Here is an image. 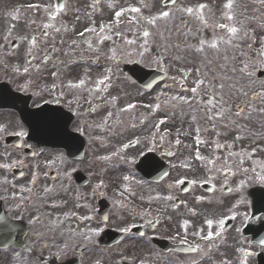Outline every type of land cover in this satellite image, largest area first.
Here are the masks:
<instances>
[{
  "label": "flooded vegetation",
  "instance_id": "af4514ba",
  "mask_svg": "<svg viewBox=\"0 0 264 264\" xmlns=\"http://www.w3.org/2000/svg\"><path fill=\"white\" fill-rule=\"evenodd\" d=\"M38 1L31 2L33 18L29 17V24L22 21L17 38H8V33L0 37V198L12 215L18 212L28 222V238L35 248L44 250L45 243L40 245L38 239H63L62 247L67 248H57L54 254L60 255L59 260L78 258L81 264H257L255 256L264 253L263 245L250 244L241 228L233 230L234 220L231 227L226 220L217 223L214 218L209 225L183 203L170 207L169 199L179 196L182 202L191 203L211 195L223 207L230 202L224 199L226 195L237 204L249 203L242 192L256 187L259 203L264 201V181L258 179L264 176V75L256 77L259 70L264 74V48L243 56L241 45H236L224 58L225 64L221 60L222 69L214 74H226V86L215 89L217 95L212 98L225 102L222 114L217 115L218 107L207 103L210 91L197 95L203 105V124L209 126L212 142L219 140L218 145L204 150L208 159L202 176L188 168L190 183L184 193H176L175 184L169 182L158 183L164 189L137 186L133 164L144 152H152L166 166L179 160L170 156L167 141L146 135L151 125L147 120L134 130L135 144L121 151V137L116 136V86L105 88L103 83L97 88L101 75L116 82V41L113 57L108 56L105 63H99L105 55L99 43L59 49L56 18L68 8L58 12L55 0ZM46 24L51 27L45 28ZM260 33L264 40V25ZM82 47L88 54L76 61L80 65L74 69V53L79 55ZM74 77L83 80V85L76 86ZM164 98L167 104L168 97ZM177 98L197 102L194 96ZM53 107H60L61 115L72 114L69 128L78 135L66 134V119L56 130ZM240 108L243 115L237 116ZM40 110L42 113H33ZM24 116H33L39 128L53 125L52 133L64 142L63 148L38 146ZM193 144L201 150V141ZM116 164L123 165L128 174L121 177ZM201 182L209 185L211 194L202 190ZM116 191L133 200L116 199ZM103 199L108 203L106 217L104 211L99 213ZM169 212L179 213L178 238L169 232ZM106 230L125 233V237L110 247H100L97 238ZM209 234L214 240L205 239L190 253L163 251L154 240L176 244Z\"/></svg>",
  "mask_w": 264,
  "mask_h": 264
},
{
  "label": "rangeland",
  "instance_id": "374dc122",
  "mask_svg": "<svg viewBox=\"0 0 264 264\" xmlns=\"http://www.w3.org/2000/svg\"><path fill=\"white\" fill-rule=\"evenodd\" d=\"M33 0H0V37H4V33H8V38H11L12 36L18 35L19 31L21 30L20 24L22 23L23 20H25L24 24H27L29 22V17L33 18V15H30V12H28L27 7H30L29 5H32L31 2ZM38 1V0H37ZM76 0H67V8H69L68 15L72 16L74 19L78 17L77 14H72L74 12L70 10V8H74L76 3ZM112 0H107L108 2H111ZM145 1V4L147 9H162L161 7V1L162 0H143ZM228 0H178V3L176 4L174 10L178 9L179 7H183L185 10L187 9H192L194 12L196 9H199L202 11L203 16L199 20V27L203 31L204 30V24L209 18H213L211 23L209 22V25H207V33H205L204 37L198 36L195 38L193 42H191V46H197L198 43H201L202 41L210 42L211 38L213 37H218L221 33H217L216 28L217 25L222 24L225 25L228 22L227 18V12L224 14V5L226 4ZM125 2V3H124ZM139 2H142V0H124V1H118L116 0V11L121 10L123 12L122 16L119 18H116V20H109L114 15L115 9L108 8V11L110 12V15L104 16V22L109 23V22H115L116 21V32L114 31V28L110 30L111 34L113 33L114 35L116 34V58H119L120 60L124 62H131V61H140L141 63H145L149 66L152 65H158V67H162L163 64L161 61L155 62L158 57L151 53L152 51L156 52L157 48L161 47V43H158L155 49L148 47L145 42H142L141 40L136 41V37L132 35L133 31H138V34H143V32L146 30V26H143V24H140V17L143 18V16L146 17L147 13L144 14V11L142 8L136 13L137 15H128L131 14L129 13V7H132L133 4H138ZM38 3H41L39 0ZM43 3V1H42ZM118 3V4H117ZM203 5L204 7L201 8L200 6ZM42 5H40V8ZM33 8V6H32ZM183 8L181 11H183ZM125 10V12H124ZM67 11V12H68ZM22 12V13H21ZM108 12V13H109ZM75 13V12H74ZM198 13V12H196ZM129 18L135 19L136 23H134L131 20H128ZM81 22H79L78 26L76 27L77 30L81 29L84 27L85 24V17L80 16ZM253 20H256L255 17H253ZM35 21V20H34ZM183 22V21H182ZM61 21L59 22V24ZM29 24V23H28ZM105 25V24H104ZM188 25V24H187ZM199 27L196 28V25L192 26L193 30L199 29ZM160 29V28H157ZM227 28L223 31L225 32ZM149 32V31H148ZM161 32V30H160ZM108 31L105 32L107 34ZM121 34L120 38H118V34ZM151 33V31H150ZM152 33L159 34V32L155 31ZM151 33V34H152ZM197 33V32H196ZM203 33V32H201ZM198 34V33H197ZM218 34V35H217ZM161 35V33H160ZM203 35V34H202ZM95 35H92V37ZM163 38H167L168 40L172 38H178L181 37L180 34L177 35H170L168 36V33L162 34ZM98 36H95L93 38H97ZM143 37V36H142ZM149 40V39H148ZM149 42V41H148ZM173 43H178L174 41ZM147 46V47H146ZM172 67L175 68L176 71H179V67L173 62ZM183 71L180 72V74H188L191 72L192 67H187L184 66L182 68ZM173 72L170 74H178L177 72ZM193 73V71H192ZM179 74V75H180ZM175 76V75H174ZM177 76V75H176ZM117 77V76H116ZM116 80H119L117 78ZM131 87L129 83H123L120 85L117 89V94H118V101L120 105L122 104H129L130 103V91ZM146 99V98H145ZM126 123H130V118L127 117L125 119ZM180 126H185L187 127L189 132H192L193 126L187 125V122H183L181 120H176L174 121V124L170 127L169 129V134H173L176 131V127L180 128L183 131H186L185 127H180ZM156 136V135H155ZM169 140V148L170 144H172V135H164ZM156 140V139H155ZM205 141V139H201ZM194 160L192 159V162ZM194 169L196 171H201L198 168L197 164H193ZM123 170V169H121ZM24 259L22 258V255L20 253H16L14 251L10 252H0V264H22L20 263V260ZM33 259V258H32ZM27 263L23 264H30L31 260L30 258H25ZM35 260V259H33ZM35 262V261H34ZM36 263V262H35ZM37 264V263H36Z\"/></svg>",
  "mask_w": 264,
  "mask_h": 264
},
{
  "label": "snow or ice",
  "instance_id": "6c2138e0",
  "mask_svg": "<svg viewBox=\"0 0 264 264\" xmlns=\"http://www.w3.org/2000/svg\"><path fill=\"white\" fill-rule=\"evenodd\" d=\"M171 2H174V0H171ZM59 7H62V5L59 6ZM200 7L203 8L204 6L201 5ZM225 7H226V8H231V3L229 2L228 4L225 5ZM131 11H133V12H138L139 9L133 8V9H131ZM186 11L189 12V13H191V12H192V9H187ZM119 15H120V13H117V16H119ZM168 16H169V12L165 11V12L160 13L158 17H153V18L149 19L148 22H149L150 24H154V23L156 22L157 19H159V18H166V17H168ZM52 18H54V17H52ZM228 19H229V20L232 19V17H231L230 14L228 15ZM44 27H45V28H48V27H51V25L46 24V25H44ZM217 27H219V28H227L228 32L231 33V34H233V35H234L235 33H237V31H238V29H237L236 27H229L228 25H217ZM45 34H47V33H45ZM81 35H82V34H81ZM143 36H144V37H148V36H149V32H148L147 30H145V31L143 32ZM221 39H223V38H221ZM227 42H228V43L231 42V37H229V40H228ZM32 43H35V40H33ZM202 43H203V41H202ZM211 46H212V47H216V42H215V40L212 42ZM197 50L199 51L200 49H197ZM25 71H27V69H25ZM104 79H107V78L105 77ZM83 83H84V81L81 80V81L79 82V85H83ZM103 83H104V80H100V81H98V82H97V88H99V86H100L101 84H103ZM197 83L200 84V83H203V81H198ZM79 85H76V86H79ZM220 87H223V85H221ZM209 88H210V92H211V97H210V99L208 100L207 103H208L209 105L214 106V107H218L219 111H218L216 114H217V115H220V114H222V113L225 111V109L223 108V104H224L225 102L223 101L222 98H221L219 101L214 100L212 97H214L215 95H217V93L213 90V89H214V86H211V85H210ZM192 91H193V93H197V89H196V88H193ZM181 99H183V98H181ZM128 107H133V106H132V105H129ZM156 107L158 108L159 105H156ZM262 111H264V109H262ZM236 115H237V116H241V115H243V109L240 108V109L237 111ZM210 118H211V117H210ZM177 143H179V141H177ZM258 179L264 181V176H259ZM209 223H210V221H209ZM122 231H126V229H122ZM210 238H211V234H209V236H207V237H204V239H210Z\"/></svg>",
  "mask_w": 264,
  "mask_h": 264
},
{
  "label": "water",
  "instance_id": "95a60500",
  "mask_svg": "<svg viewBox=\"0 0 264 264\" xmlns=\"http://www.w3.org/2000/svg\"><path fill=\"white\" fill-rule=\"evenodd\" d=\"M133 69H137V68H133ZM129 75L133 79H135L139 84L147 85L149 82V79L146 80L147 78L142 77L140 75H138V76L136 74H129ZM4 221H6V222H4ZM14 224H16V223H14ZM14 224L7 221L2 216V214H0V246H6L9 244H13L15 246H18L19 248L26 249V248H24V243H23V240L21 238L23 235V230L19 229V227L16 226L15 229L19 231L18 236H16V237L10 236V232H12L14 230ZM7 231H9V236H7Z\"/></svg>",
  "mask_w": 264,
  "mask_h": 264
}]
</instances>
